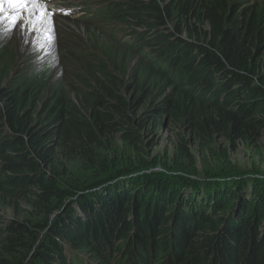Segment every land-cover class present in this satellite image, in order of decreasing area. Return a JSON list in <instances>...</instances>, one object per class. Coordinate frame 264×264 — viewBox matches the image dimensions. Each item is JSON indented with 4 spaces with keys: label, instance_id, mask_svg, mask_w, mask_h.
Returning <instances> with one entry per match:
<instances>
[{
    "label": "trees",
    "instance_id": "16d2710c",
    "mask_svg": "<svg viewBox=\"0 0 264 264\" xmlns=\"http://www.w3.org/2000/svg\"><path fill=\"white\" fill-rule=\"evenodd\" d=\"M60 3L92 35L36 68L0 32V264H264V175L191 147L264 141V0Z\"/></svg>",
    "mask_w": 264,
    "mask_h": 264
},
{
    "label": "rangeland",
    "instance_id": "374dc122",
    "mask_svg": "<svg viewBox=\"0 0 264 264\" xmlns=\"http://www.w3.org/2000/svg\"><path fill=\"white\" fill-rule=\"evenodd\" d=\"M61 1L56 0V2L50 4L38 2L35 5L31 3L27 5H9L2 3V0H0V9H2L0 10V32L11 31L10 33L6 32L2 34L1 37L5 41H14L17 44L19 43V45L22 44L23 54L18 59L21 62L20 65L36 68L40 61L48 60L53 55L54 50L57 54H60L62 51L67 53L69 50L68 45H73L82 40L87 41L92 35V28L89 31V28L83 26L77 27L57 22L58 15H51L49 8H61L65 6V4L60 3ZM63 1L64 3L68 2V0ZM76 1L80 0H74V2ZM81 1L85 2V0ZM99 29L103 28L100 27ZM106 33V35H110L111 30L106 31ZM64 35L70 38V41L66 44L62 38ZM119 56L123 55L119 54ZM62 70L63 68L56 67V76H59ZM156 132L157 134L153 135L156 140V144L153 147V155L162 157L166 152L168 155H171L176 142L175 131L166 126ZM259 144L256 146L239 144L235 149L226 145L228 158L222 161H217L207 153L203 154L197 151L194 145L191 147L198 169L201 172L199 176L203 177L206 172V174L217 173L218 175L240 178L239 176L243 175H248L249 177L255 176L257 171H260L264 175V141H260ZM153 169L158 171L163 170L159 165ZM226 179L229 178L227 177ZM220 180H225V178H221Z\"/></svg>",
    "mask_w": 264,
    "mask_h": 264
},
{
    "label": "snow or ice",
    "instance_id": "6c2138e0",
    "mask_svg": "<svg viewBox=\"0 0 264 264\" xmlns=\"http://www.w3.org/2000/svg\"><path fill=\"white\" fill-rule=\"evenodd\" d=\"M38 2L39 0H2V3H7L9 5H27L29 3L35 5Z\"/></svg>",
    "mask_w": 264,
    "mask_h": 264
}]
</instances>
